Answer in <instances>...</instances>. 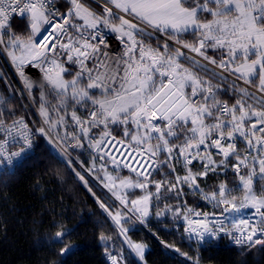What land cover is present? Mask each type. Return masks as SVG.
Masks as SVG:
<instances>
[{
  "label": "snow or ice",
  "instance_id": "snow-or-ice-1",
  "mask_svg": "<svg viewBox=\"0 0 264 264\" xmlns=\"http://www.w3.org/2000/svg\"><path fill=\"white\" fill-rule=\"evenodd\" d=\"M104 5L98 15L80 0H70L66 12L54 0H0V54L11 59L29 94L38 88L42 117L41 126L32 129L23 117L7 123L5 116L15 110L0 112L4 174L32 150L37 133L64 151L88 148L93 168L103 161L104 187L126 211L100 207L144 261L146 246L128 239L131 229L123 225L132 216L145 223L153 200L157 207L173 194L179 201L187 195L185 185L197 192L199 179L211 173L226 180L231 170L239 184L221 182L210 193H200L218 212H194L166 202L156 216L165 223L169 213L174 221L182 217L184 232L197 243L223 234L237 244L264 248V191L257 194L253 188L254 180H264V0H104ZM16 18L25 22L23 29L13 26ZM106 32L115 34L122 54H110ZM153 33L167 37L162 46L145 43ZM188 33L192 41L183 38ZM185 62L211 72L227 87L202 79ZM29 67L43 73L38 86L25 75ZM229 90L239 97L231 106L219 99ZM50 96L58 101L55 105H49ZM115 126L123 127L127 144L109 139ZM109 163L127 168L135 178L112 176ZM154 173L161 179H153ZM134 189L146 194L129 201L128 190ZM241 189L242 196L234 194ZM70 231H57L53 241H62ZM74 247L61 248V264ZM162 250L168 254L169 246L162 242ZM172 251L199 264L178 247ZM108 259L122 264L123 256L108 252Z\"/></svg>",
  "mask_w": 264,
  "mask_h": 264
},
{
  "label": "trees",
  "instance_id": "trees-1",
  "mask_svg": "<svg viewBox=\"0 0 264 264\" xmlns=\"http://www.w3.org/2000/svg\"><path fill=\"white\" fill-rule=\"evenodd\" d=\"M58 6L61 12V3L58 2ZM62 10L66 12L67 7ZM12 23L18 30L23 29L25 24L20 19ZM183 38L188 41L194 39L191 33L184 34ZM146 43L152 46H156L155 43L163 45L164 40L153 36ZM209 55L213 53L210 52ZM184 65L202 79L211 80L217 86L227 87L213 79L211 72L193 68L187 62ZM75 70L76 68H73V72ZM66 79H71V76H66ZM27 93L30 103L9 69L0 62V112L15 110V115L5 116L7 122L23 117L39 128L38 116L42 120L39 114L40 91L37 88L32 94H29L28 90ZM237 98L239 97L233 96L231 90L219 97L230 106ZM57 102L53 97H48L49 105H55ZM55 115L53 112L54 118ZM123 132V127L115 126L111 129V136L128 142ZM240 147L243 148V144ZM63 152L68 156V162L53 144L48 143L46 137L39 135L33 152L13 171L0 176V264H61L60 250L69 245L75 247L71 254L63 258L62 264H111L108 252L122 253V264H192L191 260L172 251L177 247L181 253L191 256L192 260H198L199 264H264V248L247 243H233L229 238H222L207 245L196 244L186 238L184 225L180 220L174 221L172 213L168 214L167 223L164 222L165 218L158 219L156 216V212L166 202L171 205L187 203L195 209L218 212L219 210L204 200L200 193H210L221 182H226L229 187L239 184L238 177L231 170L226 180L224 175L211 173L208 177L199 179L198 185L202 190L192 192L185 188L187 195L181 196L179 201L173 194V199L161 200L157 207L156 201L153 200V207L146 222L142 223V226H134L127 233L131 241L146 246L145 259L140 261L123 242L111 219L100 207L101 203L107 204L102 192L89 181L87 185L83 183L75 172L78 169L74 163L85 170H92L93 153L88 148L75 151L69 148ZM177 170L183 174L179 166ZM123 172L135 177L125 170ZM243 174L246 175L247 170H243ZM157 177L161 179L159 173H154L152 178ZM263 185L264 180H255L253 188L261 194ZM241 193L242 189L234 192L237 196ZM64 230H71L70 234L62 241H53L56 232ZM101 234L107 239L102 240ZM162 242L169 246L168 254L162 250Z\"/></svg>",
  "mask_w": 264,
  "mask_h": 264
},
{
  "label": "rangeland",
  "instance_id": "rangeland-1",
  "mask_svg": "<svg viewBox=\"0 0 264 264\" xmlns=\"http://www.w3.org/2000/svg\"><path fill=\"white\" fill-rule=\"evenodd\" d=\"M59 3H61V7L62 9L65 8L68 4L70 5V0H58ZM94 2V1H93ZM93 4V3H92ZM94 6H96V3L94 2L93 4ZM59 7V6H58ZM61 9V12H64L63 10ZM118 23V21H117ZM153 36H155L153 34ZM149 40L151 39H145V43L148 42ZM155 45H159V43H155ZM215 55L218 57L219 56V53H215ZM0 62L2 64V66H4L5 68H8L10 73L12 74V76H14V78L16 79L20 89L22 90L23 94L27 97V99L29 100V103H30V96L28 95L27 93V89L25 88L24 86V79L19 75V72L17 70V68L15 67V65L12 64L11 62V59L9 57H7V55L5 54H0ZM210 67V66H209ZM212 68V67H210ZM216 70V69H215ZM219 72V71H218ZM25 75L34 83L36 84L37 86L42 83V78H43V73L40 71L39 67H35V68H32V67H29L26 69V72H25ZM36 112V111H35ZM37 114V112H36ZM38 115V114H37ZM38 119L40 120V122L42 123V120L40 119V117L38 116ZM53 146L55 147V149L60 153V155L63 157V159L68 162L69 161V158L68 156L63 152V150L53 144ZM103 163V161H100V160H97V162L95 163V168H93V162L91 163V169L92 170H85L83 167H81L79 164L77 163H74L76 166H77V171L75 170L76 174L79 173L78 178H80V176H83L84 179L81 180L83 183H91L93 184L99 191L102 192V194L104 195V197L107 199V204H104L106 207H108L110 209V211H112L113 213L117 212V211H126L125 209H123V206L120 205V202L117 201L115 199V197L112 195V192L109 191L108 188L104 187V183H107V181H103L102 182V178L104 177L105 175V171L104 170H101V164ZM106 170L109 174H111L112 176H119L121 178H124V177H129L131 175L129 174H126L123 172V170L119 168H115L114 165H112L111 163L107 164L106 165ZM257 171H258V168H257ZM178 174L180 175H183L182 173L179 172V170H177ZM133 177V176H132ZM135 178V177H133ZM174 178V177H173ZM155 180H159V178H153ZM255 182V180H254ZM197 183H199V180L197 181ZM187 190V186L185 187ZM201 189L200 185H199V190ZM153 194L155 193V189L154 187H152L150 189ZM190 190V189H189ZM198 190V191H199ZM202 190V189H201ZM255 191V190H254ZM261 191H264V185L262 186V189ZM256 192V191H255ZM259 192V191H258ZM258 192H256L258 194ZM121 193L123 194V190H121ZM146 194V191H142L140 189H134V190H128V199L129 201L131 199H135V198H138L139 196L141 195H144ZM243 195V191L241 193L240 196ZM170 204V203H168ZM181 204H185L187 208H191L194 210V212L198 211V210H202V209H195L191 206H188L187 203H181ZM130 206V205H129ZM107 213V212H106ZM108 215V213H107ZM110 218V217H109ZM111 219V218H110ZM181 221V224L184 225V222H183V219L181 217L180 219ZM112 224L116 227L117 231L120 233V230L119 228L115 225V223L111 220ZM134 226H142V223H140V221L136 218V216H132L131 219L128 220L127 223H125L123 225L124 228H128V229H132ZM121 239L124 241V237L121 236ZM128 238V236H127ZM129 239V238H128ZM134 242V241H132ZM136 243H140V242H136ZM127 246V245H126ZM128 247V246H127ZM130 249V248H129ZM131 250V249H130ZM146 251V250H145ZM133 254L135 255V253L133 252ZM139 258V257H138Z\"/></svg>",
  "mask_w": 264,
  "mask_h": 264
},
{
  "label": "built area",
  "instance_id": "built-area-1",
  "mask_svg": "<svg viewBox=\"0 0 264 264\" xmlns=\"http://www.w3.org/2000/svg\"><path fill=\"white\" fill-rule=\"evenodd\" d=\"M100 5H101V8H102V10H101V14L103 13V10H104V1H102V0H96ZM54 3H55V5L56 6H58V0H54ZM16 19H19V18H16ZM16 19H13V21L14 20H16ZM155 36H157V37H159V38H161V39H163V40H165V39H167L166 37H164V36H162L161 34H159V33H153ZM106 35L108 36V38H109V45H110V47H111V49L113 50L110 54L111 55H113V56H115V55H120V54H122L123 53V45H121L120 44V42L115 38V34H112V33H109V32H106ZM169 43H171V41H169ZM173 46H175V45H173ZM185 51V53H187V50H184ZM187 54H189V55H191V56H195V54H192V53H187ZM198 59H199V57H197ZM18 119H20V118H17V119H15V120H18ZM26 120V119H25ZM38 121H39V124H40V126H41V122H40V120L38 119ZM26 122L29 124V126H30V128H32V129H36L37 127H35V126H33V124L32 123H30L28 120H26ZM7 123H11V121L10 122H7ZM39 136V134L37 133L35 136H33V148H32V150L30 151V152H28V153H26L22 158H20V159H18V160H16L15 162H14V164L12 165V166H10V169L8 170V172H11V171H13L14 170V168L24 159V158H26L27 156H29L32 152H33V149H34V146H35V144H36V139H37V137ZM112 137L113 136H111L109 139H112ZM115 138V137H114ZM115 141H123V140H121V139H118V138H115ZM124 142V144H127V142H125V141H123ZM12 151H18L19 150V148L18 147H13L12 149H11ZM113 155H115V153H113ZM117 159H119V157H117ZM120 168H122L123 170H125V171H127V172H129V170L127 169V168H123V167H120ZM242 172H243V170H242ZM5 173V168H3V167H0V176L2 175V174H4ZM130 173V172H129ZM131 174H133L134 176H135V174L134 173H131ZM248 211H251V210H246V212H248ZM197 212H200V213H204V212H207V213H209V214H212V212H209V211H207V210H198ZM202 218V217H201ZM210 218H212L211 216H210ZM226 223H229L228 221H226ZM184 234H185V236H186V238L188 239V240H190V241H192V242H194V243H196V244H200V245H207V244H211V243H213V242H215V241H217V240H219V239H222V238H229L230 240H232L233 241V243H236V241H235V239L233 238V237H230V236H228V235H223V234H221V236H220V238H218V239H212V240H208L207 238H206V241L205 242H203V243H197L196 242V240L193 238V239H189V237H188V235L184 232ZM256 238H260V235L258 234V236L256 237ZM251 245H255V246H258V245H256V244H251ZM258 247H260V246H258Z\"/></svg>",
  "mask_w": 264,
  "mask_h": 264
},
{
  "label": "crops",
  "instance_id": "crops-1",
  "mask_svg": "<svg viewBox=\"0 0 264 264\" xmlns=\"http://www.w3.org/2000/svg\"><path fill=\"white\" fill-rule=\"evenodd\" d=\"M96 3V6H94L93 4H94V2ZM81 3H83L86 7H88L89 8V10H91V11H93V12H95L96 14H98V15H100L101 14V10H102V8H101V5L96 1V0H82V2ZM93 3V4H92ZM97 5H99V7H97ZM94 8H96V10L94 9ZM211 17H209V19H210ZM146 44H149V43H146ZM151 45V44H150ZM161 45V44H160ZM152 46V45H151ZM157 46V45H156ZM156 46H152V47H156ZM162 46V45H161ZM254 58V57H253ZM90 67H91V65H89ZM185 66V65H184ZM186 67V66H185ZM72 68H75V66H72ZM239 82H242V81H239ZM238 82V83H239ZM258 82V81H257Z\"/></svg>",
  "mask_w": 264,
  "mask_h": 264
},
{
  "label": "water",
  "instance_id": "water-1",
  "mask_svg": "<svg viewBox=\"0 0 264 264\" xmlns=\"http://www.w3.org/2000/svg\"><path fill=\"white\" fill-rule=\"evenodd\" d=\"M218 71H220L219 69H218ZM239 82V81H238ZM239 83H241L242 85H243V82H239ZM253 90V89H252Z\"/></svg>",
  "mask_w": 264,
  "mask_h": 264
},
{
  "label": "bare ground",
  "instance_id": "bare-ground-1",
  "mask_svg": "<svg viewBox=\"0 0 264 264\" xmlns=\"http://www.w3.org/2000/svg\"><path fill=\"white\" fill-rule=\"evenodd\" d=\"M197 212V211H196Z\"/></svg>",
  "mask_w": 264,
  "mask_h": 264
}]
</instances>
